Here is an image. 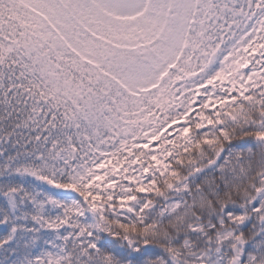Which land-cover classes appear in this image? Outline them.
<instances>
[{
  "label": "snow or ice",
  "instance_id": "snow-or-ice-1",
  "mask_svg": "<svg viewBox=\"0 0 264 264\" xmlns=\"http://www.w3.org/2000/svg\"><path fill=\"white\" fill-rule=\"evenodd\" d=\"M0 264H264V0H0Z\"/></svg>",
  "mask_w": 264,
  "mask_h": 264
}]
</instances>
